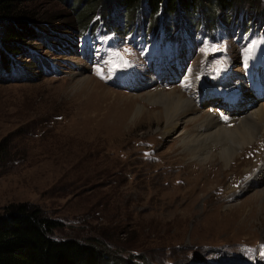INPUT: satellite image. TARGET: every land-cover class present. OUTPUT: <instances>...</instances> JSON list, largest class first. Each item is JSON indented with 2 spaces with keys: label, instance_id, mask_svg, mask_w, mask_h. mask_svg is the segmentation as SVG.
Instances as JSON below:
<instances>
[{
  "label": "rangeland",
  "instance_id": "obj_1",
  "mask_svg": "<svg viewBox=\"0 0 264 264\" xmlns=\"http://www.w3.org/2000/svg\"><path fill=\"white\" fill-rule=\"evenodd\" d=\"M100 2L23 0L42 30L26 51L49 66L19 53L15 72L28 78L0 81V212L39 206L63 224L57 236H96L143 264H264V133L227 167L191 158L179 131L161 132L164 121H135L139 106L156 110L148 93L172 92L235 124L243 115L216 98L203 107L205 92L217 69L234 79L219 85L226 93L264 80V30L185 24L167 33L133 13L122 14L124 26ZM84 77L100 89H83ZM188 115L180 131L194 132Z\"/></svg>",
  "mask_w": 264,
  "mask_h": 264
},
{
  "label": "trees",
  "instance_id": "obj_2",
  "mask_svg": "<svg viewBox=\"0 0 264 264\" xmlns=\"http://www.w3.org/2000/svg\"><path fill=\"white\" fill-rule=\"evenodd\" d=\"M100 1L94 6H104L103 16L115 10L113 17H119V24L124 26L122 14L128 20L133 13L143 17L145 23L151 21L157 30L163 27L167 33L173 31L174 25L182 29L185 24L196 32L205 26L212 34L216 33L220 24L230 27L243 25L253 31L264 30V0ZM112 6L115 7L112 9ZM35 20V16L23 7V0H0V81L28 78L15 72L16 65L19 66L15 57L19 53L33 58L31 63H36L39 68L42 63L48 64V60L34 55L29 48L26 51V47L32 45L25 44L27 41H40L42 38L37 33V30L42 32L41 27ZM72 26L71 29H74ZM42 42L52 43L43 39ZM29 63H25L27 68L33 66ZM6 156L8 147L1 144L0 166ZM62 226L59 221L47 217L39 206L27 202L7 205L0 212V264H143L146 261L140 254L121 257L108 242L96 236L85 239L57 236V230ZM190 263L194 262L187 264Z\"/></svg>",
  "mask_w": 264,
  "mask_h": 264
},
{
  "label": "bare ground",
  "instance_id": "obj_3",
  "mask_svg": "<svg viewBox=\"0 0 264 264\" xmlns=\"http://www.w3.org/2000/svg\"><path fill=\"white\" fill-rule=\"evenodd\" d=\"M214 78L216 90L221 83L231 86L234 83L230 73L222 69L216 70ZM81 83L83 89H90L91 92L93 89H100L98 82L88 77L82 78ZM206 94L207 100L205 102L210 101L211 96L221 94L220 103L216 106H223L224 104V106L230 108L231 112L243 116H240L235 124L227 127L208 111L200 112L201 110H198L196 104L188 100L183 94L160 92L158 94L148 93L146 97L149 103L157 105L156 110L148 112L145 106H139L136 109L135 121L140 122L144 118L150 121L153 119L159 122L164 121L165 126L162 127L161 132L165 136H173V133L176 134L179 131L178 138L183 144L185 153L191 158L193 157L198 161L215 160L228 167L239 150L252 143L256 136L258 138L260 134L264 133V80L260 77L254 78L253 88L241 87L229 93L219 89L215 92L207 90ZM205 102L203 101L202 104ZM187 114L190 116L189 125H196V129L193 130L194 132L191 131L192 133L185 129L180 131V127L184 123L183 119ZM235 126L236 128L233 130ZM219 143L221 145H218ZM260 175L261 171L257 172L254 176L255 180L257 178L261 180ZM240 183H242V179Z\"/></svg>",
  "mask_w": 264,
  "mask_h": 264
},
{
  "label": "snow or ice",
  "instance_id": "obj_4",
  "mask_svg": "<svg viewBox=\"0 0 264 264\" xmlns=\"http://www.w3.org/2000/svg\"><path fill=\"white\" fill-rule=\"evenodd\" d=\"M262 255H264V253H262Z\"/></svg>",
  "mask_w": 264,
  "mask_h": 264
}]
</instances>
